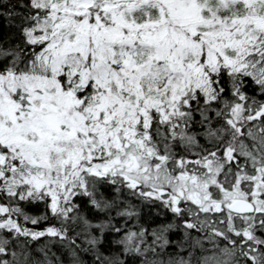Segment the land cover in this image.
Segmentation results:
<instances>
[{"label":"snow or ice","instance_id":"obj_1","mask_svg":"<svg viewBox=\"0 0 264 264\" xmlns=\"http://www.w3.org/2000/svg\"><path fill=\"white\" fill-rule=\"evenodd\" d=\"M0 264H264V0H0Z\"/></svg>","mask_w":264,"mask_h":264}]
</instances>
